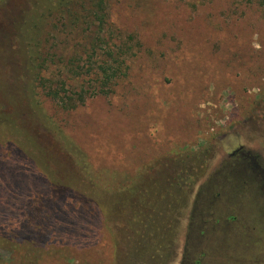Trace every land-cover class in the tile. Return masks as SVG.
<instances>
[{
  "label": "rangeland",
  "instance_id": "1",
  "mask_svg": "<svg viewBox=\"0 0 264 264\" xmlns=\"http://www.w3.org/2000/svg\"><path fill=\"white\" fill-rule=\"evenodd\" d=\"M59 1L61 13L46 10L40 29L45 86L60 89L64 81L66 91L93 93L96 84L75 76L76 65L92 54L95 69L120 44L133 54L110 94H86L72 111L59 109L37 85L49 122L88 165L90 191H69L36 207L33 198L48 186L0 132L1 262L18 264L17 242L30 239L23 234L33 213L45 222L44 232L30 228L39 249L34 264H133L142 246L135 239V249L128 248L124 221L94 201L116 199L135 178L133 187L145 186V170L167 180L176 153L178 160L208 148L203 177L194 182L195 166L186 167L192 175L170 195L177 204L182 196V204L170 228L161 218L162 245L152 251V264H264V9L246 0H103L104 35L96 0H46L47 7ZM37 2L0 0V61L21 88L19 60L7 39ZM0 93L5 102L11 98L4 84ZM123 194L119 220L129 218L132 206L131 195Z\"/></svg>",
  "mask_w": 264,
  "mask_h": 264
},
{
  "label": "trees",
  "instance_id": "2",
  "mask_svg": "<svg viewBox=\"0 0 264 264\" xmlns=\"http://www.w3.org/2000/svg\"><path fill=\"white\" fill-rule=\"evenodd\" d=\"M246 1L249 3L254 2L258 7L264 9V0ZM102 3L103 0H96L95 8L98 15L96 14L95 18H97L99 25L103 27L100 31H103L104 35H106L109 30L107 29L108 26L106 25ZM35 5L36 7L31 9L29 15L24 18L23 23L17 26L7 39L9 48H11L9 50L15 52L19 60L18 74L24 82L23 88L18 82L14 84L10 76H6L3 62L2 60L0 61V71L3 72V74H0V79H2L0 85H5L6 89H8V95L11 97L5 102L0 93V132L5 135L9 143L23 151L25 164H33L38 169L41 179L46 182L48 191L43 197L36 196L32 200L36 207L40 206L38 208H42L44 206L42 203L44 204L47 199H57L74 190L82 193L86 191V187L90 191L92 186L91 184L86 186V184L90 183L91 178L89 177L90 173H88L89 167L80 155L77 146L57 133L58 131L53 128L45 115L37 95L38 86L42 90L43 97L54 102L59 109L64 111L75 110L85 103L86 94L104 96L110 94L115 82L126 76L127 70L122 68V66L126 62V56L133 54L131 51L133 48L132 46L126 47L125 44H120L116 51L108 50L106 56L109 59L100 61L95 69L90 63L92 54L87 55L86 64L82 66L76 65L78 72L74 75L77 77L88 76L96 84L95 92L92 93L89 89L86 91L81 90L80 92L66 91L64 81L61 83L60 89H51L43 83L46 78H44V70L42 69V63L45 61L40 55L41 51L39 48L41 42L40 29L45 17L44 12L47 10L48 13H54L60 10L61 13L63 4L59 1L52 8H48L46 0H38ZM59 6H61V9H58L60 8ZM97 40L98 42L100 41L99 38ZM94 46L96 45L91 47L93 54L95 53ZM123 57L125 58L121 59ZM9 102L14 104L19 102L20 104H17V108H12L13 105ZM207 152L208 148H203L198 152H189L190 155L185 153L178 160L176 157L182 154L176 153V157L169 161H172L171 163L173 165L176 164L177 167L172 176L167 177V180L161 178L160 174H157L158 172L152 171L150 173L145 170L142 173L150 174L146 180L142 181V183H146L145 186L137 187V189L133 187L134 184L139 182L138 178V182L135 178L134 181L136 182L133 181V184L130 182L124 186L118 192L116 199L111 200L108 198L98 202L94 201L96 203L94 204L95 208H102L107 216L113 214L115 221H124L123 224L130 234L126 243L128 248L135 249L133 242L135 239H137L136 245L142 246V251L139 253L140 257L138 256V251L136 252L132 249L134 252L131 262L133 264H152V251H158L162 245L160 243V239L163 237L160 229L161 218L166 216L167 226L170 228L171 215L175 211L177 212L182 204V196L177 204L170 195H173V190L179 187L185 175L188 177L192 175V173L186 174V167L193 168L195 166L196 178L194 175V182L196 179L203 177L205 170L209 167L204 155ZM64 180L68 181V183L62 184ZM123 193L131 195L132 206L129 218L124 219L122 216V219L119 220L117 206H119ZM0 196H4L2 187H0ZM84 207L89 210L90 206ZM3 209L1 207V210ZM95 211L96 209L93 208V210L90 209L88 212L94 214ZM53 214L51 213L50 217ZM34 216L33 213L29 214L27 218L28 233L23 234L24 236L30 234V239L23 237L22 241L17 242V247L21 251V258L18 260V264H34L37 260L39 249H36L33 245V239L31 238H33L32 233L34 231L30 228L34 227L37 232L38 230L44 232L45 222L40 223V220L34 219ZM50 217L48 215L47 218L49 219ZM50 220H48L49 223ZM169 242L168 240V244ZM0 264H3L1 260ZM72 264L74 263L72 262Z\"/></svg>",
  "mask_w": 264,
  "mask_h": 264
}]
</instances>
